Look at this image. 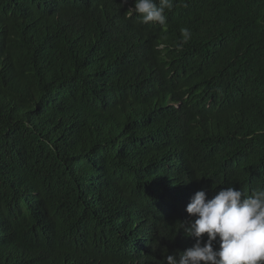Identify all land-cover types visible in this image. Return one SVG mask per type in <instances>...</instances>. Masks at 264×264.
<instances>
[{
	"label": "trees",
	"instance_id": "16d2710c",
	"mask_svg": "<svg viewBox=\"0 0 264 264\" xmlns=\"http://www.w3.org/2000/svg\"><path fill=\"white\" fill-rule=\"evenodd\" d=\"M173 2L0 0V264H161L264 186V0Z\"/></svg>",
	"mask_w": 264,
	"mask_h": 264
},
{
	"label": "clouds",
	"instance_id": "9594fccd",
	"mask_svg": "<svg viewBox=\"0 0 264 264\" xmlns=\"http://www.w3.org/2000/svg\"><path fill=\"white\" fill-rule=\"evenodd\" d=\"M173 6V0L158 4L156 0H134L127 14L137 13L143 23L166 26L165 11ZM180 34L178 49L192 38L189 28H181ZM185 211L189 219L180 221L176 232L182 231L195 242L182 252L164 255L161 264H264V186L247 194L227 186L212 198L202 189L194 193Z\"/></svg>",
	"mask_w": 264,
	"mask_h": 264
}]
</instances>
